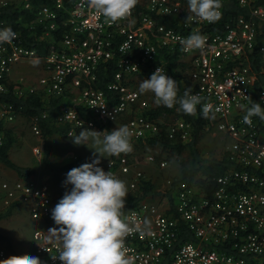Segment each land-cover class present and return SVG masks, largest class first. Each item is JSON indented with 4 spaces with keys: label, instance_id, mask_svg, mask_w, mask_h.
<instances>
[{
    "label": "built area",
    "instance_id": "obj_1",
    "mask_svg": "<svg viewBox=\"0 0 264 264\" xmlns=\"http://www.w3.org/2000/svg\"><path fill=\"white\" fill-rule=\"evenodd\" d=\"M236 1L247 13L231 16L217 29L220 18L185 24L188 3L179 0H138L131 16L118 23L91 10L87 0H0V8L8 5L31 12V18L22 22L27 35L12 29L15 38L0 43V92L7 91L14 64L39 61L44 72L36 83L22 86L13 81L12 91L18 96L36 93L45 101L69 99L56 117L68 125L67 136L126 125L133 145L157 134L160 117L155 120L145 112L156 105L155 96L141 94L137 85L158 67L167 75L172 63L185 87L199 94L202 104H211L209 124L224 135L223 149L231 164L204 185L177 182L172 189L175 215L165 212L169 199L164 206L143 200L122 212L133 228L125 238L126 255L133 264H264V120L254 116L251 125L243 123L252 102L264 109V0ZM0 26L9 28L3 20ZM193 32L205 38V46L184 52L180 41ZM111 67V79L100 87L99 73ZM202 104L197 106L201 109ZM78 105L89 115L80 114ZM46 114L44 110L40 115ZM18 117L22 116L12 103L0 99V145ZM22 118L40 138L39 115ZM170 124L169 136L190 137V124L180 115ZM32 152L42 157L40 145ZM144 156L147 161L155 159L153 154ZM134 161L132 150L109 158L103 169L121 179ZM158 164L164 167L166 160ZM135 173L127 182L130 189L141 175ZM46 179L40 174L6 179L0 192L5 205L24 202L33 219L48 224V229L33 230V251L42 264H62L51 258L59 255L60 246L46 242L47 231L58 227ZM186 233L194 239L185 238ZM4 259L6 250L0 246V260Z\"/></svg>",
    "mask_w": 264,
    "mask_h": 264
},
{
    "label": "clouds",
    "instance_id": "obj_2",
    "mask_svg": "<svg viewBox=\"0 0 264 264\" xmlns=\"http://www.w3.org/2000/svg\"><path fill=\"white\" fill-rule=\"evenodd\" d=\"M87 3L108 22L118 23L131 16L138 0H87ZM220 8L221 0H188V15L184 23L191 24L194 20L214 23L220 18ZM15 36L10 27L0 30V43H10ZM180 43L184 52H190L203 49L206 41L201 34L193 32ZM149 91L154 93L156 105L168 108L178 105V110L186 115H194L197 105L202 104L199 94H192L188 89L178 98L177 81L166 75L162 67H158L150 79L140 83L141 94ZM211 110V104H202L204 118H209ZM254 116L264 120V109L260 103H251L243 123L251 125ZM68 135L73 137L74 145H85L94 150V159L67 173L64 183L73 187L52 209V219L58 227L47 231L46 242L60 246L59 255L50 254L51 258L60 260L62 264H133L125 249V238L133 228L122 219V209L128 196L126 183L99 166L103 158L119 157L132 151V132L124 125L111 131L84 129L79 135L75 132ZM147 225L148 221H145ZM135 230L141 231L139 228ZM0 264H42V261L39 257L22 255L0 260Z\"/></svg>",
    "mask_w": 264,
    "mask_h": 264
},
{
    "label": "trees",
    "instance_id": "obj_3",
    "mask_svg": "<svg viewBox=\"0 0 264 264\" xmlns=\"http://www.w3.org/2000/svg\"><path fill=\"white\" fill-rule=\"evenodd\" d=\"M183 3H188V0H179ZM221 15L217 22L216 28L221 29V24L229 19L235 14H246L247 8L240 6L236 0H221ZM31 18V12L23 8H12L11 6H5L0 8V20H3L8 27L11 29L19 30L23 36L27 35V27L22 24L23 20L28 21ZM3 28L0 26V30ZM175 64H168V76L177 81L178 85V98L184 95L187 89L184 82L181 80L178 73L173 71ZM113 68L101 71L99 73L98 85L104 87L105 83L111 79V73ZM7 91L0 92V99L6 102L12 103L15 109L18 110L19 115L22 117H31L34 115H39V126L41 129L42 144H43V160L45 164L49 166L54 175H57L59 171H70L73 168L79 167L84 164V161L78 157L76 159L70 160L63 165H53L48 160L49 146L48 138L53 134H59L62 137L67 135L68 125L62 122H58L56 117L59 109L62 105H67L70 103L69 99L65 97L52 98L49 101H45L41 98L39 94L31 93L25 96L15 95L12 91L15 83L13 81L6 82ZM255 90V89H254ZM255 93V91L253 92ZM178 105L173 108H168L163 105H152L150 108L145 110L146 113L157 120L159 117L163 116L164 113L175 112L176 115H180L185 121L190 124V137L186 140L181 139L178 134L174 136H169L168 129L165 124L160 123V128L157 134L146 137L143 139L136 140L132 145V150H144L146 147L157 148L159 152H170L175 154H180L182 151H188L189 161L187 165L181 167L178 173L172 178L169 188L160 192L155 187V184L149 179L143 176L136 178L137 185L135 188H129L128 196L126 198L125 207L122 212L135 208L141 201L147 198H153L154 196L160 194V196H165L169 199V207L165 208V212L175 215L173 210L172 202V189L173 186L181 181L185 180L189 183L197 182L204 185L207 180L211 181L213 176L220 174L224 169L230 166V162L227 159V152L223 149L218 156L203 157L199 152L198 142L202 135L203 129L209 123L208 118H204L199 106L196 107V113L194 115H186L182 111L178 110ZM77 111L82 115H89L88 111L83 107V105L76 106ZM47 111L45 117H41L42 111ZM165 115V114H164ZM100 132L105 130L111 131L109 125L106 126L105 130L99 126L97 129ZM13 134L11 128L6 129V137L4 142L0 145V162L5 166L14 170L18 176L26 177L32 173V169L29 167H23L15 163L10 157V149L13 143ZM112 156L110 158H115ZM130 175V174H129ZM60 189V196H61ZM61 200V197L57 199L53 208ZM159 201V200H158ZM16 203L7 204L4 208L0 209V220L7 217L12 208ZM185 238L193 240L191 234L186 233ZM0 240L5 241V249L11 256H22L21 252H17L7 235L0 233ZM1 246V245H0Z\"/></svg>",
    "mask_w": 264,
    "mask_h": 264
},
{
    "label": "rangeland",
    "instance_id": "obj_4",
    "mask_svg": "<svg viewBox=\"0 0 264 264\" xmlns=\"http://www.w3.org/2000/svg\"><path fill=\"white\" fill-rule=\"evenodd\" d=\"M41 63L35 62H19L13 65L11 69V80L16 84L25 86L29 84H35L38 77L43 74ZM144 80V79H142ZM140 80L137 87L139 88ZM146 96L154 95L151 91L143 93ZM175 112L165 113V115L159 118L162 124L166 127L171 125L170 123L175 120ZM96 130L97 129H91ZM200 141L198 142L199 152L203 157L218 156L223 150L224 135L211 126L209 123L203 129ZM11 131L13 134V143L10 149L11 159L20 166L29 167L32 169V175L40 174L47 178L52 191L53 200L65 195L66 192H70L72 185H65L67 173L69 171H59L57 175H54L52 170L41 158H36L32 152V147L40 145L43 150L42 138L36 137L30 130L29 124L26 119L18 117L16 121L11 125ZM79 135V134H77ZM73 137H62L59 134H53L48 138L49 154L48 160L53 165H63L64 163L80 157L84 163H91L94 159L92 149H89L85 145H74ZM135 155V161L132 165L130 175L127 174L121 178L127 185L128 180L134 179L135 172L140 171L141 175L145 178H149L154 184L157 190L163 192L169 188V180L178 173L182 166L187 165L189 161L188 151H182L180 154L170 152H159L157 148L146 147L144 150L133 151ZM145 154H153L154 161H147ZM164 159L166 165L160 167L158 162ZM108 158H103L100 167H104ZM16 177L15 172L0 162V182L4 179ZM61 189V196H60ZM147 201L157 202L159 205L164 206L167 198L160 196V194L153 198L145 199ZM159 200V201H158ZM4 208L0 204V209ZM39 225V221L33 219L30 214L26 203L19 202L17 207L11 211V213L0 220V233L7 235L11 238V244L17 252H21L23 255L37 256L33 251V238L32 233ZM0 245L4 246L5 241L0 240ZM8 256V252H7Z\"/></svg>",
    "mask_w": 264,
    "mask_h": 264
},
{
    "label": "crops",
    "instance_id": "obj_5",
    "mask_svg": "<svg viewBox=\"0 0 264 264\" xmlns=\"http://www.w3.org/2000/svg\"><path fill=\"white\" fill-rule=\"evenodd\" d=\"M12 69V68H11ZM10 74H11V70H10ZM81 132V131H80ZM79 132V133H80ZM79 133H77V134H79ZM39 145V144H38ZM43 152H44V149H43ZM42 155H43V153H42ZM110 157H108V159H109ZM65 164V163H64ZM14 171V170H13ZM15 172V171H14ZM15 175H16V177H14V178H17V177H20V176H18L17 175V173L15 172ZM29 175H32V174H29ZM44 177V176H43ZM14 178H8V180L9 179H14ZM4 180H6V179H4ZM47 180V179H46ZM3 181V180H2ZM1 181V182H2ZM1 182H0V185H1ZM51 187V186H50ZM71 191V190H70ZM2 194H1V192H0V204H2V206L3 207H5L6 205L4 204V202H3V200H2ZM54 202L56 203L57 202V200H54ZM17 203L15 204V206L12 208V211H13V209H15L16 207H17ZM37 221H39V225L40 226H38V227H40V228H43V229H48V224L45 222V221H43V220H37ZM10 239V241L12 240L11 238H9ZM5 248V247H4ZM6 250V249H5ZM35 254V253H34ZM23 255V254H22ZM36 255V254H35ZM36 257H39L38 255L36 256ZM7 258H9V253H8V256H7V250H6V259ZM40 260H41V258H40Z\"/></svg>",
    "mask_w": 264,
    "mask_h": 264
}]
</instances>
